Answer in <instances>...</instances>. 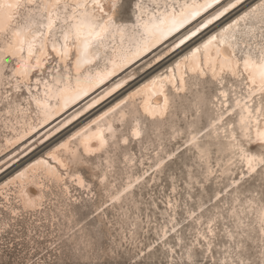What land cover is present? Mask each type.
Returning a JSON list of instances; mask_svg holds the SVG:
<instances>
[{"label":"snow or ice","instance_id":"6c2138e0","mask_svg":"<svg viewBox=\"0 0 264 264\" xmlns=\"http://www.w3.org/2000/svg\"><path fill=\"white\" fill-rule=\"evenodd\" d=\"M213 4L220 0H210L202 7ZM241 4L242 0H228L227 7L174 47L180 48L201 28ZM199 14V8L177 14L168 0H0V105L9 114L14 106L19 110L25 103L43 108L54 88L66 90L73 78L79 87L81 77L90 78L85 72L91 67L101 61L115 64L107 47L109 37L114 41L119 35L121 42L126 36L139 37L135 53L139 56L149 50V43L167 38ZM163 24L168 27L162 28ZM230 31L227 47H218L216 58L193 68L190 76L186 68L177 88L178 93L195 92L205 101L211 96L215 113L204 123L203 107L199 102L193 105V122L200 121L196 134L167 157L174 160L187 150L193 157L191 163L185 162L179 175L171 173L165 178L167 161L160 159L152 170L161 174L159 181L153 178L144 190L149 175L145 172L89 217L94 219L118 201L122 204L131 193L138 222L121 229L119 243L114 236L111 247H106L102 230L87 242L66 234L61 220L67 213L59 194L52 199L49 212L31 196L14 201L9 194L13 182L9 181L0 191V264H264V0L223 29ZM214 43L223 46L226 42L212 36L203 48ZM200 51L194 49L184 60H198ZM45 74L52 84L44 79ZM111 74L98 71L96 78L103 82ZM42 80L43 94L38 90ZM169 106L166 97L165 111ZM132 136H141L138 128L132 129ZM213 155L218 161L215 167L210 163ZM83 163L73 160L61 167ZM108 171L111 166L98 177L101 185L107 184ZM24 176L20 173L16 179ZM47 179L60 186L71 201L72 188L63 173L55 172ZM71 179L80 189L93 187L80 175ZM121 211L131 216L130 209ZM145 215L147 228L143 227Z\"/></svg>","mask_w":264,"mask_h":264},{"label":"bare ground","instance_id":"6f19581e","mask_svg":"<svg viewBox=\"0 0 264 264\" xmlns=\"http://www.w3.org/2000/svg\"><path fill=\"white\" fill-rule=\"evenodd\" d=\"M251 1L253 0H242L241 5L228 11L225 19L213 23L196 39L184 44L188 45L190 50L179 51L175 50L174 44L184 35L195 31L202 22L210 20V17L220 9L227 7L228 0H220V4H213L211 8L206 9L202 6L210 0H168L170 5H175V11L178 8L177 14L181 11L190 13L197 8L200 9V14L195 19L189 17L183 27L167 38H160L155 44L149 43V50L142 52L139 56L135 55L136 41L139 37L126 36L123 42L119 35H116L114 41L109 37L107 47L109 55L116 61L115 64L105 65L104 61H101L98 66L91 67L90 72H85V76L90 78L81 77L82 83L79 87L73 78L66 90L54 88L45 98L43 108L38 109L34 104L29 107L27 103L19 110L14 106L11 114L18 117L21 126L12 132L13 136L5 140L9 149L0 156V170L4 168L0 172V178L7 176L10 172L15 174L0 186V191H4L3 186L12 181L18 198L28 199L31 196L38 204L42 203L43 185L38 181L42 176L47 178L55 172L67 170L61 167V164L67 165V160L80 161L82 157H99L106 153L110 143L113 146L116 145L114 142L118 132L116 126L130 125L132 134L133 128H138L141 132L139 128L141 118L149 120L152 127L157 128L163 125L165 117L175 110V104L178 101L193 109V105L199 102L205 112L207 123L208 119L215 114L211 107V96L205 101L195 92L178 93L181 76L184 75L186 68L190 76L193 68L198 69L201 63L206 65L216 58L218 47H227L232 32L224 33L223 29L237 20L246 11L245 8ZM168 11L171 12L172 8L170 7ZM230 19L231 22L228 21ZM225 22L228 23L222 26ZM167 27V24L162 25L164 29ZM239 28L243 31V22ZM217 30L220 33L215 36H219L226 43L223 46L214 43L205 50L203 45L206 43L208 34L215 33ZM148 39L151 41L152 38ZM201 41L205 42L202 46ZM196 48L201 49L198 60L185 61L184 57H190L192 53L190 51ZM177 63L180 64L178 69ZM165 65H168L167 70L163 73L158 72ZM139 69L142 71L137 74L136 71ZM217 70L219 71L218 67ZM98 71L105 75L108 72L112 74L103 82H98L96 78ZM208 71L210 72L211 69L209 68ZM44 79H48L50 84L53 83L48 75L44 76ZM32 80L33 90L36 91L37 86L34 83L36 77L33 76ZM65 87V85L59 86L61 89ZM83 89H87V92L85 93ZM38 90L43 94L45 90L43 80ZM166 97L170 101L167 111L164 109ZM31 113H34V119ZM198 121L191 123L189 127L194 128ZM191 134L195 135L196 132ZM65 136H67L66 139L51 148L45 158H39L34 162L29 161L42 147L49 148ZM20 173H25L22 180L16 179ZM21 192L24 193L23 196L20 195Z\"/></svg>","mask_w":264,"mask_h":264},{"label":"rangeland","instance_id":"374dc122","mask_svg":"<svg viewBox=\"0 0 264 264\" xmlns=\"http://www.w3.org/2000/svg\"><path fill=\"white\" fill-rule=\"evenodd\" d=\"M256 2L259 3V0H253L250 4L248 3L245 10L247 11L249 7H253ZM222 10L223 8L219 11ZM176 11H178V8H176ZM228 13L229 12H226L220 19L213 20V22L206 28H201L196 36L192 37V39L186 41L184 44L196 39L202 31H205L213 23L225 19ZM212 17H210V19H212ZM233 18L234 16L232 19ZM207 20L202 23H206ZM228 21L231 22L232 20L230 19ZM227 23H223L222 26ZM219 33V30L212 34L210 32L207 37L211 38ZM208 38L205 42L210 39ZM205 42L201 41L200 45L202 46ZM184 44L178 49L175 48V50H190L188 45ZM169 46L172 48L171 44H169ZM193 50L194 49H192L190 53L193 52ZM173 63L174 62H172V64ZM167 67L168 65L163 66L158 72H165ZM141 71L142 69H139L136 73L138 74ZM45 77H47V74H45ZM32 110L33 109H31V111ZM6 111L7 109L3 105H0V156L9 149L8 145L5 143L6 138L13 136L14 134L12 132L21 126L18 117L13 114L10 115ZM194 114L195 110L193 108H189L185 103L178 101L175 104V110L172 111L171 114H168L164 119L165 121L163 125L157 128L152 127V123L149 120L141 118L139 126L141 129V136L139 138H133L130 125H124L121 127L116 126L118 132L114 140V142H116L115 146L110 143L107 152L99 155V157H82L80 161H83L84 163L79 165V167L76 164H72L67 170H60V172L65 175L69 186L72 188L71 201L64 197V193L60 186L50 184L48 179L43 176L38 180L43 185L44 198L42 203L45 205L46 210L49 212L51 211V201L57 194H59L62 198L61 204L67 213V215L62 217L61 220L63 230L66 234H74L78 239L82 238L87 242L89 239L95 237L98 230H102L106 247H111L112 238L114 236L116 237L115 242L119 243V240L123 238V232L121 229L130 228L132 223L138 222V213L135 206L132 204L133 195L131 193L123 199L122 204L118 201L115 207H109L107 210L101 211L94 219L90 220L89 217H91L94 211L101 209L104 203H108L112 197L119 196L120 192L123 191V188L127 186L129 181L135 183L138 177L144 176L145 172H148L149 175L145 177L147 183L142 185L144 190H147V185L152 183L153 178L159 181L161 179V174L159 172L153 173L152 170L160 159L167 161L164 169L165 178L171 173L179 175L185 162L190 164L193 157L189 155L187 150L178 153L174 160H167V157L171 155L172 152L176 151L177 148H183L187 140L191 138V133L196 132L200 121H198L199 123H197L194 128L189 127V125L193 123L192 117ZM31 117L34 119V113H31ZM203 122L206 123L205 112ZM66 137L67 136L63 137L49 148L42 147L40 149L41 151L38 150L29 161L34 162L39 158H45L47 152L64 141ZM125 139L128 140L127 144L123 143ZM125 157L128 159L125 160ZM105 161H108V163L106 164ZM70 162L71 160L66 161L67 164ZM77 162H79V160ZM217 162V157L213 155L210 161L211 165L215 167ZM208 163L209 162L207 161L205 162V167H207ZM110 166L112 171H108L107 184L101 185L98 177L105 175V172ZM3 169H1L0 172ZM236 170H239L238 164ZM14 174L15 172H10L8 175L6 174L7 176L0 178V186L9 178L13 177ZM73 175L82 176L85 179L86 185L93 186L92 189H80L78 185L73 184L71 179ZM94 177H97V179H94ZM212 185L213 188L216 186L215 180H213ZM209 191H211V189ZM9 194L14 201L18 198L16 195V189L14 190L13 186L11 187ZM139 194L140 189H137V199ZM206 198L207 197H205V199ZM76 201H80V203L77 204ZM122 208L130 209L131 216H126L125 213L121 211ZM109 225L111 227H109ZM143 227H148L146 215L144 217ZM141 235H143V233H141ZM3 255L5 259H8V254ZM13 258H15V254L13 255ZM108 258H110V256ZM101 259H104V257H101Z\"/></svg>","mask_w":264,"mask_h":264}]
</instances>
